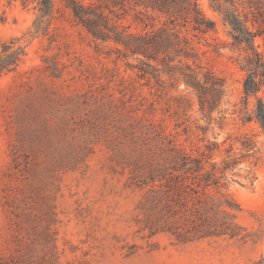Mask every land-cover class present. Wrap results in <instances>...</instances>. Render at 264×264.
<instances>
[{"label":"rangeland","instance_id":"obj_1","mask_svg":"<svg viewBox=\"0 0 264 264\" xmlns=\"http://www.w3.org/2000/svg\"><path fill=\"white\" fill-rule=\"evenodd\" d=\"M84 1L124 32L174 35L145 57L93 37L64 0L38 33L35 2L0 0V50L11 39L25 46L0 78V264H264V133L245 119L257 98L244 102L247 53L230 26L210 0H199L215 23L207 32L132 2ZM232 2L264 32V0ZM255 45L264 59L262 36ZM257 96L264 102V86ZM168 140L219 179L199 195L237 207L240 235L153 232L146 159Z\"/></svg>","mask_w":264,"mask_h":264},{"label":"trees","instance_id":"obj_2","mask_svg":"<svg viewBox=\"0 0 264 264\" xmlns=\"http://www.w3.org/2000/svg\"><path fill=\"white\" fill-rule=\"evenodd\" d=\"M64 1L76 23L83 26L93 37L121 41L133 53L153 57L157 50L168 46L171 42L172 33L132 35L124 32L123 29H118L119 26L112 21L103 7L92 1ZM118 1L121 3L128 1L146 9L156 10L167 15L172 24H175L177 19H181L184 24L191 23L193 30L196 31L207 32L215 28V23L203 14L199 0H113L114 3ZM20 2L23 5L35 2L37 13L32 24L34 32L47 31L53 17V0H20ZM210 6L219 12L223 21L230 26L232 44L247 53L241 63V67L246 71L243 82L244 102L247 104L249 96L255 95L257 103L253 113L247 114L245 119L254 118L264 133V102L257 96L258 91L264 86V59L255 45V38L262 36L264 39V32L254 27V20L246 16L241 17L232 0H210ZM24 55L25 46L17 40L3 42L0 50V78L16 69ZM142 71L147 72L144 68ZM185 81L199 94L202 93V85L196 80L195 75L186 74ZM202 98L201 96V105L204 103ZM149 130L155 132L157 142L165 138L160 130L151 128ZM167 142L166 147L158 144L159 147L156 148L159 149L153 150L146 159L145 184L148 185V196L154 215V221L150 226L153 232L159 230L168 232L179 241L219 235L230 237L240 235V226L236 222L234 212L237 207L229 200L208 201L199 195V191L205 194L210 185L218 188L219 179L213 177L212 172L205 170L201 158H192L172 143V140ZM141 164L144 168L145 165ZM189 178L198 179L196 186L188 182Z\"/></svg>","mask_w":264,"mask_h":264}]
</instances>
